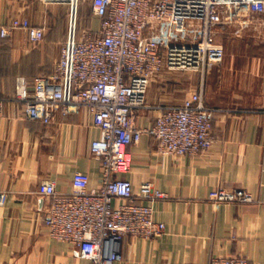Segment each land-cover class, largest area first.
<instances>
[{
	"label": "crops",
	"instance_id": "obj_1",
	"mask_svg": "<svg viewBox=\"0 0 264 264\" xmlns=\"http://www.w3.org/2000/svg\"><path fill=\"white\" fill-rule=\"evenodd\" d=\"M17 1L0 0V28L29 14ZM46 16L32 17L45 27L41 43L29 42L20 28L6 37L0 34V99L5 102L0 196L7 195L0 204V264H94L81 258L73 244L49 236V201L38 191L44 180H54L58 191H71L76 171L89 174L90 188L100 185L102 165L90 151L91 141L100 136L93 113L89 107L67 116L57 112L46 125L28 118L16 100L19 76L32 86L60 58L63 36L48 32ZM243 18L223 24L237 26L224 43L223 61L207 67L203 82L185 97L202 90L205 104L216 109L211 147L197 156L163 155L148 134L129 146L133 165L125 177L135 187L149 181L168 193L152 203L166 232L160 238L126 237L123 259L115 264H209L214 256L233 254L264 264V204L209 199L215 188H244L258 198L264 194V17L246 12ZM169 101L165 95L148 97L149 107L137 113V123L151 124L160 106L173 104Z\"/></svg>",
	"mask_w": 264,
	"mask_h": 264
},
{
	"label": "built area",
	"instance_id": "obj_2",
	"mask_svg": "<svg viewBox=\"0 0 264 264\" xmlns=\"http://www.w3.org/2000/svg\"><path fill=\"white\" fill-rule=\"evenodd\" d=\"M71 6L70 29L53 71L34 78H17L16 100L28 118L46 125L57 112L64 116L89 107L100 136L90 151L102 165L98 187H89V174L76 171L69 192L58 191L54 180L40 183L39 194L49 203L45 224L51 238L73 244L78 255L94 264L123 259L126 237L160 238L166 224L155 218L153 202L168 193L145 181L135 187L125 177L133 165L129 149L144 134L154 138L163 155L197 156L215 141L216 109L205 104L202 90L181 103L159 107L154 121L141 126L137 113L147 104L150 84L163 69L204 74L225 57L217 39L221 24L246 13L264 17V0H90L98 18L95 29L80 30L77 12L82 0H40ZM26 32L33 44L45 39L44 26L17 15L0 28L3 37L14 29ZM4 100L0 99V115ZM264 188V182H263ZM2 193L0 204L6 202ZM214 203L264 204L244 188H215ZM149 201V203H147ZM209 264H250L241 254L214 256Z\"/></svg>",
	"mask_w": 264,
	"mask_h": 264
},
{
	"label": "rangeland",
	"instance_id": "obj_3",
	"mask_svg": "<svg viewBox=\"0 0 264 264\" xmlns=\"http://www.w3.org/2000/svg\"><path fill=\"white\" fill-rule=\"evenodd\" d=\"M19 3V4H18ZM19 7H26L29 11L28 15L21 14L20 16L27 17L32 21V17L44 18L48 17V32H52L59 36H63V42L68 38L70 29L71 6L69 4H45L40 0H18ZM243 16L241 21H243ZM33 22V21H32ZM98 18L93 14L90 0H82L79 4L77 12V26L80 30L95 29L98 25ZM34 23V22H33ZM225 24V23H224ZM228 28L222 24L217 30V39L224 43L231 40L236 32L237 26L230 25ZM205 74L194 70H168L163 69L150 84L147 92L148 97L152 100L153 97L168 96L169 102L180 103L183 100L191 87L199 86L205 79ZM172 104V103H171Z\"/></svg>",
	"mask_w": 264,
	"mask_h": 264
}]
</instances>
